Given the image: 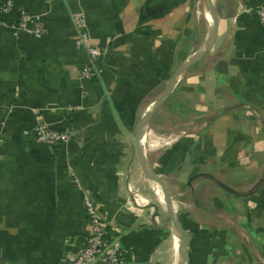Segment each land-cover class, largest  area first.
Listing matches in <instances>:
<instances>
[{"label": "crops", "instance_id": "obj_1", "mask_svg": "<svg viewBox=\"0 0 264 264\" xmlns=\"http://www.w3.org/2000/svg\"><path fill=\"white\" fill-rule=\"evenodd\" d=\"M10 1L0 9V264H64L78 253L90 234L83 193L125 264H264V0H214L213 44L150 119L142 153L182 236L151 206L164 209L134 139L207 37L205 1ZM22 10L41 37L14 28ZM77 20L102 48L86 81ZM37 120L72 135L39 144Z\"/></svg>", "mask_w": 264, "mask_h": 264}, {"label": "built area", "instance_id": "obj_2", "mask_svg": "<svg viewBox=\"0 0 264 264\" xmlns=\"http://www.w3.org/2000/svg\"><path fill=\"white\" fill-rule=\"evenodd\" d=\"M42 1L49 2L52 0ZM12 5V2L8 0L2 3L0 9L3 12H8L12 8ZM256 15L261 25L264 26V3L256 9ZM76 24L79 28V34L73 39V44L76 48L82 49L86 53V61L81 67L79 78L82 81L91 80L96 75L95 63L102 55V48L84 30L81 20H77ZM14 28L35 37L43 35V27L39 19L30 16L24 10L20 11L19 21ZM65 110L72 111L74 108L66 107ZM32 131L36 142L49 148H55L66 143L72 135L70 129L55 130L41 120H37ZM2 141L3 135L0 129V144ZM83 208L90 227V234L83 248L78 253L69 256L64 264H125L121 255L122 249L120 244L109 238L107 230L109 224L92 199L85 193H83Z\"/></svg>", "mask_w": 264, "mask_h": 264}, {"label": "water", "instance_id": "obj_3", "mask_svg": "<svg viewBox=\"0 0 264 264\" xmlns=\"http://www.w3.org/2000/svg\"><path fill=\"white\" fill-rule=\"evenodd\" d=\"M206 1H207L208 5H209V11L208 12H209V17L211 18V29L208 32L209 33V37H208L209 41H207V43L204 44V46L199 50V52L195 55V57L190 61L189 65L186 67V69L183 70V73L196 60H198L211 47V45L214 42L215 33H216V21H217L216 7H215L214 0H206ZM182 65L176 70V72L174 73L173 77L170 79V81H169L166 89L164 90V92L161 94V96L158 98V100L153 104L154 107H153L152 111L146 117L147 126L149 125V122H150V119L152 118V116L155 114V112L158 110V108L164 103V101L171 94V92H172V90H173V88H174V86L176 84L175 83L176 75L179 73L180 69L182 68ZM141 123L142 122L138 123L139 124L138 127H137L138 130H137L136 136H135V143H136V147H137L138 156H139L140 161H141V165L143 167V170H144V173H145L147 179L148 180L152 179L155 183L159 184L160 187H161L162 193L167 197L168 203L164 207V210L166 211L167 215L171 219V223H172L173 228H174V233L175 234H180L182 236V233L180 231L179 225L177 223V219H176L175 213L172 210L171 204L169 202V193H168L167 189L165 188V186L159 180L158 176L150 169V167L148 166V164L144 160V155H143L142 149H141V147L139 145V138H140L139 128H140V124ZM181 255L184 257V252H182ZM179 257H180V253H179ZM180 262H181V260L178 262V264H181Z\"/></svg>", "mask_w": 264, "mask_h": 264}, {"label": "bare ground", "instance_id": "obj_4", "mask_svg": "<svg viewBox=\"0 0 264 264\" xmlns=\"http://www.w3.org/2000/svg\"><path fill=\"white\" fill-rule=\"evenodd\" d=\"M205 3H206V17H205V22L209 23V27L210 28V25H211V18L209 17V5L207 3L206 0H204ZM206 24V23H205ZM208 32H209V29H208ZM208 37H209V33H207V37H205V40L203 41L202 43V46L197 49L195 52H193L190 57L183 63L182 65V68L180 69L179 73L176 75V78H175V83L178 82V80L181 78L182 74H183V70L186 69V67L189 65L190 61L195 57V55L199 52V50L204 46L205 43H207L208 40ZM154 105H152L142 116V120H140V122H142L140 124V128H139V133H140V138H139V145L141 147V149L143 150V141L149 136V132H150V129L149 127L147 126L146 124V117L147 115L152 111ZM196 133V132H195ZM162 135V134H160ZM163 135H173L175 138H177L180 134H176V133H169V134H163ZM144 160L145 162L147 163L145 157H144ZM149 185L151 187V190L153 191V193L155 194L156 198L158 199V201L165 207L167 205V201L166 199H162V197L160 196V189H159V186H157V184L151 179L149 180ZM174 211V209H173ZM169 228L173 231L174 233V228H173V225L172 223H170L169 225ZM175 242H176V248H177V238L175 237L174 238ZM177 260H175V263H176Z\"/></svg>", "mask_w": 264, "mask_h": 264}, {"label": "rangeland", "instance_id": "obj_5", "mask_svg": "<svg viewBox=\"0 0 264 264\" xmlns=\"http://www.w3.org/2000/svg\"><path fill=\"white\" fill-rule=\"evenodd\" d=\"M169 122H170V120H169ZM171 123V126L173 125L172 123V121L170 122ZM167 125V124H166ZM172 128V127H171ZM136 136V135H135ZM134 142H135V139H134ZM133 147H134V145H133ZM135 147H136V144H135ZM160 196L162 197V199L165 197V199H166V201H167V203H168V199H167V197L166 196H164L161 192H160ZM169 202H170V204H171V207H172V210L173 209H175V207H174V205L172 204V199H171V194H169ZM152 207H153V210L156 212V210L158 209V212H161V213H166V211L162 208V207H160L159 205H158V203L156 202V200L153 198V200H152V205H151Z\"/></svg>", "mask_w": 264, "mask_h": 264}, {"label": "trees", "instance_id": "obj_6", "mask_svg": "<svg viewBox=\"0 0 264 264\" xmlns=\"http://www.w3.org/2000/svg\"><path fill=\"white\" fill-rule=\"evenodd\" d=\"M109 228L107 227V230H108ZM122 257H123V259H124V261H126V258H125V256H124V253H123V250H122Z\"/></svg>", "mask_w": 264, "mask_h": 264}]
</instances>
